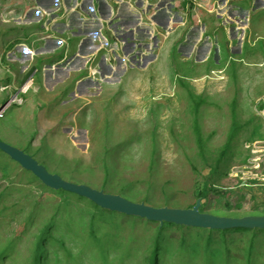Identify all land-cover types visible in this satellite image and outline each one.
<instances>
[{"label": "rangeland", "instance_id": "1", "mask_svg": "<svg viewBox=\"0 0 264 264\" xmlns=\"http://www.w3.org/2000/svg\"><path fill=\"white\" fill-rule=\"evenodd\" d=\"M38 4L0 0L2 141L66 180L135 202L189 208L200 198L202 212L264 215V59L240 61L233 52L217 69L174 62L131 73L116 100L81 112L92 120L87 135L70 119L77 103L58 109L72 86L47 89L44 76L64 53L38 51L47 42L39 39L68 40L69 30L43 28L55 13L37 19ZM63 10L62 22L70 14ZM160 225L52 189L0 150V264H150ZM249 233L166 225L160 264H246ZM258 235L253 258L264 264V231ZM223 239L228 258L215 254Z\"/></svg>", "mask_w": 264, "mask_h": 264}, {"label": "crops", "instance_id": "2", "mask_svg": "<svg viewBox=\"0 0 264 264\" xmlns=\"http://www.w3.org/2000/svg\"><path fill=\"white\" fill-rule=\"evenodd\" d=\"M200 1L202 6L191 10L184 0H38L41 9L55 13L43 28L50 26L59 33L69 30L62 47L60 37L48 34V41L38 50L56 56L64 53L54 58L56 70L48 69L44 76L50 83L48 90H53L52 83L72 86L70 98L58 109L77 103L72 104L70 119L88 135L92 120L81 112L95 101L116 100V86L132 81L131 73L151 75L155 68L175 67L174 62H180L183 69L186 63L225 67L235 59L233 52L240 61L264 59V54L260 56L264 52V0ZM62 8L70 12L63 22ZM43 16L39 13L37 19ZM166 95L175 99L174 94Z\"/></svg>", "mask_w": 264, "mask_h": 264}, {"label": "water", "instance_id": "3", "mask_svg": "<svg viewBox=\"0 0 264 264\" xmlns=\"http://www.w3.org/2000/svg\"><path fill=\"white\" fill-rule=\"evenodd\" d=\"M0 150L18 162L24 169L31 171L46 186L75 193L87 198L98 206L122 214L145 218L149 221L208 229H264V215L220 216L202 212L201 199L189 208L168 206L155 207L146 202H135L115 193L93 188L84 183H75L64 179L57 173L50 172L45 165L25 151L0 139Z\"/></svg>", "mask_w": 264, "mask_h": 264}, {"label": "trees", "instance_id": "4", "mask_svg": "<svg viewBox=\"0 0 264 264\" xmlns=\"http://www.w3.org/2000/svg\"><path fill=\"white\" fill-rule=\"evenodd\" d=\"M63 191H65V190H63ZM66 192H69V191H66ZM69 193H71L77 197H81L75 193H72V192H69ZM81 198H84V197H81ZM95 205L98 206L97 204H95ZM52 223L53 222L51 221L50 224H52ZM166 225L167 226H174L176 224L164 222L163 224L160 225V227L158 229L157 236H156L155 244L153 245V249L151 251V254L149 255V263L150 264H160V250L162 247V240H163V236H164L163 234H164ZM177 226L182 227V225H177ZM48 229H49V227H48ZM203 229H208V228H203ZM208 230H218V231L224 232V233H227L230 231L251 232V233H249L250 235L248 236L247 240L244 241V242H246L245 245L247 246V248L245 249L246 250L245 254H247L246 264H255V258H253V256H254V253L257 249V243H258V237H259L258 234L260 232L264 231V229L235 228V229H226V230H220V229H208ZM186 243H187L186 239L181 240L182 246H184V244L186 245ZM217 244H219L220 249H218L217 252H215V254L221 255V256L223 255L225 258H228V256L226 257V255L231 253L230 248H229V242L227 240L223 239L222 241H220V243H217ZM210 245H212L211 238L207 239V253H209V251L211 250Z\"/></svg>", "mask_w": 264, "mask_h": 264}, {"label": "built area", "instance_id": "5", "mask_svg": "<svg viewBox=\"0 0 264 264\" xmlns=\"http://www.w3.org/2000/svg\"><path fill=\"white\" fill-rule=\"evenodd\" d=\"M185 1V3H186V7H187V9H191V10H196V9H198V8H200L201 6H202V3H201V1L200 0H184ZM60 2V1H59ZM39 10L41 9V8H38ZM42 11H44L43 9H41L40 11H38V12H41V13H43ZM51 12H48V14H50ZM44 15H46L47 13H46V11H45V13H43ZM91 20H93V19H95V18H90ZM47 37V36H46ZM46 37H44V39L46 40ZM48 37H50L49 35H48ZM55 38H57V37H55ZM47 41H48V39H47ZM58 41H59V45L62 47V45H65L67 42H66V40H64V39H58ZM52 67V66H51ZM54 67V68H53ZM53 67H52V70L53 71H55L56 70V67H57V65H53ZM50 70H51V68H50ZM96 73H99V70L98 69H96ZM10 106V104L9 103H7L6 105H5V108H8ZM5 110L6 109H4L3 110V112H5Z\"/></svg>", "mask_w": 264, "mask_h": 264}]
</instances>
